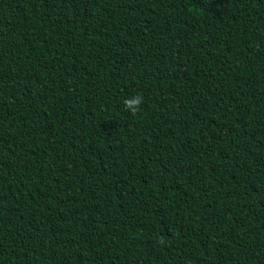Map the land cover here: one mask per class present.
Instances as JSON below:
<instances>
[{
    "label": "trees",
    "instance_id": "1",
    "mask_svg": "<svg viewBox=\"0 0 264 264\" xmlns=\"http://www.w3.org/2000/svg\"><path fill=\"white\" fill-rule=\"evenodd\" d=\"M0 264H264V0H0Z\"/></svg>",
    "mask_w": 264,
    "mask_h": 264
},
{
    "label": "clouds",
    "instance_id": "2",
    "mask_svg": "<svg viewBox=\"0 0 264 264\" xmlns=\"http://www.w3.org/2000/svg\"><path fill=\"white\" fill-rule=\"evenodd\" d=\"M137 101L142 102V97L137 95V100H126V101H124L126 109L130 110L133 115H135L139 111V104L137 103Z\"/></svg>",
    "mask_w": 264,
    "mask_h": 264
}]
</instances>
